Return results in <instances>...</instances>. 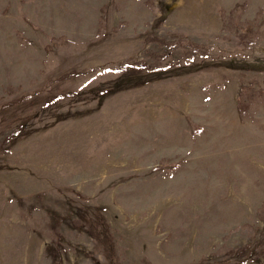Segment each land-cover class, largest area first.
I'll list each match as a JSON object with an SVG mask.
<instances>
[{"label": "rangeland", "instance_id": "1", "mask_svg": "<svg viewBox=\"0 0 264 264\" xmlns=\"http://www.w3.org/2000/svg\"><path fill=\"white\" fill-rule=\"evenodd\" d=\"M186 1L0 0V264H264V0Z\"/></svg>", "mask_w": 264, "mask_h": 264}, {"label": "bare ground", "instance_id": "2", "mask_svg": "<svg viewBox=\"0 0 264 264\" xmlns=\"http://www.w3.org/2000/svg\"><path fill=\"white\" fill-rule=\"evenodd\" d=\"M209 5V0H207L204 3H200L199 0H187L186 4L181 8L182 12H185L186 14L191 13H206L207 6ZM199 13V14H200ZM183 14V13H180Z\"/></svg>", "mask_w": 264, "mask_h": 264}]
</instances>
